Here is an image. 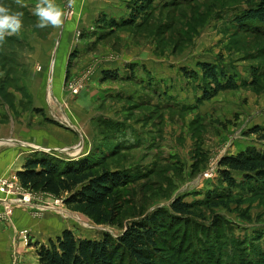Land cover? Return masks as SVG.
Wrapping results in <instances>:
<instances>
[{
	"label": "rangeland",
	"instance_id": "1",
	"mask_svg": "<svg viewBox=\"0 0 264 264\" xmlns=\"http://www.w3.org/2000/svg\"><path fill=\"white\" fill-rule=\"evenodd\" d=\"M23 3L0 0L23 13L21 30L0 43V183L19 188L0 192V264H39L37 248L64 230L118 238L159 210L171 214L176 199L191 215L164 230L160 264H252L254 254L264 264V186L233 172L229 187L219 166L225 156L264 151V30L235 21L257 1L77 0L72 10L55 0L63 26L43 29L38 0ZM201 63L239 87L202 101L210 89ZM104 72L118 78L104 80ZM63 131L77 135V156L46 142ZM91 152L102 158L96 175L121 171L130 180L106 205L120 211L119 226L96 225L64 203L67 195L27 190L16 175L26 156L69 161Z\"/></svg>",
	"mask_w": 264,
	"mask_h": 264
},
{
	"label": "trees",
	"instance_id": "2",
	"mask_svg": "<svg viewBox=\"0 0 264 264\" xmlns=\"http://www.w3.org/2000/svg\"><path fill=\"white\" fill-rule=\"evenodd\" d=\"M247 9L235 18L239 26L257 23L264 30V0ZM120 25V24H119ZM118 26V24H115ZM202 70L204 89L202 101L211 100L219 92L239 87L234 77H227L224 71L209 63L198 64ZM187 78H197L196 73L185 72ZM188 74V75H187ZM117 74L104 72V80L117 79ZM212 85H214L212 87ZM256 128L252 133H259ZM99 153V152H98ZM91 152L76 160L38 155L28 159L17 178L22 187L30 191H42L61 197L67 195L64 203L73 211L90 218L96 225L119 226L121 213L107 208L114 192L130 182L121 171H103L96 175L92 169L99 166L102 158ZM222 181L229 187H236L233 172L242 173L245 181L264 186V151L246 150L236 156H225L219 162ZM191 206L180 199L170 205V213L159 210L150 218L131 223L118 238L105 234L100 240L77 238L71 230H64L56 240L37 248L39 264H115L128 259L130 264H160V248L164 246V230L174 226L181 216L191 215ZM171 223V224H170ZM257 254L252 255V264H257ZM191 264L194 263V259ZM240 264V261H239Z\"/></svg>",
	"mask_w": 264,
	"mask_h": 264
},
{
	"label": "clouds",
	"instance_id": "3",
	"mask_svg": "<svg viewBox=\"0 0 264 264\" xmlns=\"http://www.w3.org/2000/svg\"><path fill=\"white\" fill-rule=\"evenodd\" d=\"M16 3L21 7H26L23 0H16ZM76 5L77 0H67L69 9L74 10ZM33 12L39 18L37 27L41 29L49 25L54 28L63 26L65 12L55 3V0H38ZM22 16V12H12L9 7L0 4V43H3L7 36L15 35L21 30Z\"/></svg>",
	"mask_w": 264,
	"mask_h": 264
},
{
	"label": "crops",
	"instance_id": "4",
	"mask_svg": "<svg viewBox=\"0 0 264 264\" xmlns=\"http://www.w3.org/2000/svg\"><path fill=\"white\" fill-rule=\"evenodd\" d=\"M76 139H77V135H75L74 133H72V132H67V131H63V132H55V134H53V133H51V136H50V138L48 137V138H45V140H46V142H48V143H50V144H52L53 145V143L54 142H59L60 144V147L61 148H65V149H68V150H70V151H77L75 154H73L74 155V157L75 156H77V154L79 153V150H80V148L76 145L77 143H76ZM28 145H29V148H31V149H33V148H38L37 146L38 145H35V142H29L28 143ZM52 145H46V146H49V147H52ZM54 146V145H53ZM57 146V145H56ZM59 147V146H58ZM58 147H56V148H58ZM55 148V147H54ZM16 148L14 147L13 148V151L15 150ZM30 149V150H31ZM124 151H128V150H124ZM135 151H139L138 149H134V150H132V152H135ZM82 153H88V149H86V150H84ZM12 154H15V153H12ZM84 154H82L81 156H83ZM18 158L20 157V155H18L17 156ZM29 156H26L25 158H23V160H18L19 162H18V164H20V168L18 169H16V172H19V171H21L22 170V168H23V166H24V164H25V160L28 158ZM14 160V159H13ZM50 240H53V239H50ZM46 245V244H45ZM3 251H5V249L3 250ZM4 255H6L5 253H4ZM3 259V261H8L10 258L8 257L7 259H5V258H2Z\"/></svg>",
	"mask_w": 264,
	"mask_h": 264
},
{
	"label": "built area",
	"instance_id": "5",
	"mask_svg": "<svg viewBox=\"0 0 264 264\" xmlns=\"http://www.w3.org/2000/svg\"><path fill=\"white\" fill-rule=\"evenodd\" d=\"M204 176L206 178L207 177H212L213 176V172H210L209 174H205ZM10 183H9V181L8 182L0 183V192L2 194H4L5 196H8V197L15 196L18 193V190H19V188H18V190H15L14 189V183H12V182H10ZM19 186L20 185H18V187ZM23 202L24 203H30L29 199L26 198V197L24 198ZM28 235H29V233L27 232L26 235L24 236V239H25L26 243H28V239H29V236Z\"/></svg>",
	"mask_w": 264,
	"mask_h": 264
},
{
	"label": "water",
	"instance_id": "6",
	"mask_svg": "<svg viewBox=\"0 0 264 264\" xmlns=\"http://www.w3.org/2000/svg\"><path fill=\"white\" fill-rule=\"evenodd\" d=\"M33 149H35L37 151L38 148H33Z\"/></svg>",
	"mask_w": 264,
	"mask_h": 264
}]
</instances>
